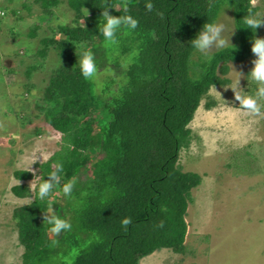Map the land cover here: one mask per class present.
<instances>
[{
    "label": "trees",
    "instance_id": "obj_1",
    "mask_svg": "<svg viewBox=\"0 0 264 264\" xmlns=\"http://www.w3.org/2000/svg\"><path fill=\"white\" fill-rule=\"evenodd\" d=\"M37 1L49 14L59 2ZM251 1L128 0V14L138 26L131 33L122 29L118 46L106 48L98 24L101 10L112 6L111 15H124L120 0H68L75 24L60 25L64 37L42 39L39 50L44 55L55 45L62 64L49 78L39 105L45 122L61 134L60 147L37 164L38 177L49 179L55 163L61 162L63 179L46 200L27 183L11 187L16 197H32L13 211L22 264H140L158 249L184 252L190 190L200 176L182 171L179 153L188 144L187 125L202 97L212 85L229 82L224 76L228 62L253 56L252 33L242 23L249 9L257 10ZM211 5L232 13L233 49L215 53L210 62L201 55L194 60L198 52L189 42L217 14L216 7L208 12ZM79 45L93 52L97 66L105 61L102 72L113 71L99 89L82 77L80 53L69 51ZM99 47L103 53L97 57ZM82 171L86 176L80 181ZM13 174L20 181L33 177L26 170ZM72 178L76 184L65 197L62 185ZM39 183L38 178L35 185ZM48 200L54 214L68 219L70 230L56 236L48 230ZM126 218L131 223L125 226Z\"/></svg>",
    "mask_w": 264,
    "mask_h": 264
},
{
    "label": "rangeland",
    "instance_id": "obj_2",
    "mask_svg": "<svg viewBox=\"0 0 264 264\" xmlns=\"http://www.w3.org/2000/svg\"><path fill=\"white\" fill-rule=\"evenodd\" d=\"M251 3L264 14V0ZM50 10L46 13L37 0H0V264H22L13 211L32 200L16 197L11 187L27 183L33 189L37 164L60 147L61 134L45 122L39 105L62 60L55 45L44 55L39 50L42 39L63 38L59 26L74 25L76 19L68 0H59ZM219 20L234 43L232 13L225 10ZM256 36L264 37V27ZM81 46L69 51L77 56ZM98 49L97 57L103 53ZM252 59L228 62L224 76L229 82L209 88L187 125L189 140L178 164L182 171L197 173L200 182L190 190L184 252L158 249L140 264H264V97L258 99V113L240 108L235 100L240 90L256 95L260 87L246 76ZM105 68V61L98 65L101 85L113 72H102ZM93 88L99 89L94 82ZM15 170L30 171L33 177L17 180ZM85 176L80 172L79 180Z\"/></svg>",
    "mask_w": 264,
    "mask_h": 264
},
{
    "label": "clouds",
    "instance_id": "obj_3",
    "mask_svg": "<svg viewBox=\"0 0 264 264\" xmlns=\"http://www.w3.org/2000/svg\"><path fill=\"white\" fill-rule=\"evenodd\" d=\"M119 6L124 10V15H111L108 9L114 10V7L112 6H106L101 10V19L98 24L106 48H115L118 46L117 37L122 29H126L127 33H131L138 26V20L128 14V0H120ZM145 7L151 11L153 5L151 2H147ZM214 7L217 8V14L213 15L212 18L207 16L208 19L206 22L202 24L200 30L189 42L190 47L200 53L201 59L205 62H210L215 53L224 50L227 47L233 49V46L230 43V34H226L225 26L219 20V14L222 13L224 15L223 10L226 8H219L216 5H211L208 9L210 14L213 13ZM242 23L243 29H248L252 33V39H250V51L254 56V59L251 61L252 67L246 76L257 85H260V87L258 88L256 95H249L243 90H240V92L235 94V100L239 102L240 108L252 113H258L260 111L258 99L264 97V37L256 36V31L258 28L264 27V14L249 9L243 16ZM234 29L235 28L231 29L232 33ZM130 59L131 58L125 63L130 62ZM78 66L80 73L85 80L96 83L98 88L102 86L100 83V72L94 54L90 49L81 46ZM236 86L239 87V79L236 81ZM44 159L48 160L49 156H45ZM48 178L49 179L45 180L43 177H39L40 183L38 185H33V188L37 191V195L41 200H46L52 193L53 189L61 184L63 179V164L61 162L55 163L54 170L48 174ZM75 184V178L69 179L63 183L62 192L65 197L71 196ZM52 203V200H48L49 209L48 212L45 213V222L50 226L48 230L56 236L63 230H70L71 226L67 218H61L53 213ZM129 223H131L129 218L123 220L125 226ZM52 243L55 245L57 241L53 240Z\"/></svg>",
    "mask_w": 264,
    "mask_h": 264
}]
</instances>
